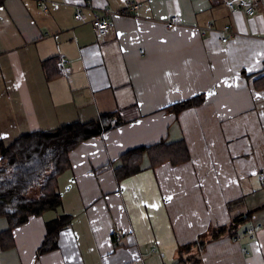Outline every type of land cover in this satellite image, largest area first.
I'll return each instance as SVG.
<instances>
[{"label":"crops","instance_id":"1","mask_svg":"<svg viewBox=\"0 0 264 264\" xmlns=\"http://www.w3.org/2000/svg\"><path fill=\"white\" fill-rule=\"evenodd\" d=\"M0 1V139L110 111L123 120L69 152L58 177L62 205L14 228L15 245L0 244V264H175L179 246L250 210L240 232L253 237L210 238L202 264H264V0L250 17L231 13L226 0H137L136 14L115 15L103 38L92 10L75 18L88 0H47V12L38 0ZM172 13L181 23L168 28ZM210 23L231 24L234 33L226 42L216 30L202 35ZM61 56L65 71L44 62ZM200 94L197 106L168 109ZM162 139H184L190 158L145 162L117 180L110 162ZM60 213L73 218L59 247L37 257L46 221ZM8 224L0 216V232Z\"/></svg>","mask_w":264,"mask_h":264},{"label":"trees","instance_id":"2","mask_svg":"<svg viewBox=\"0 0 264 264\" xmlns=\"http://www.w3.org/2000/svg\"><path fill=\"white\" fill-rule=\"evenodd\" d=\"M44 62L50 70H58L56 58ZM48 75L52 74L48 72ZM261 78L254 80L255 86ZM204 98L202 94L193 96L172 104L168 109L179 113L185 108L203 103ZM122 122L116 111H110L89 121L60 125L52 131L24 133L9 144L0 139V216L6 217L9 223L6 230L0 232L3 249L15 245L12 234L14 228L27 223L32 215L39 216L62 205V196L57 188L58 177L71 165L69 152L83 140L106 134ZM189 158L188 145L184 139H162L154 144L128 149L117 158L116 163H110L114 164L116 178L120 181L140 172L145 162L156 167L166 161L177 164ZM238 201L240 199L229 202V206ZM252 213L253 210H250L247 214L234 215L228 224L211 226L208 237L205 233L198 240L179 246V258L175 264H202L203 252L210 238L216 239L223 235L234 237L250 220ZM72 218L69 213H60L46 221V233L36 250L37 257L59 247L60 233ZM194 249L197 252L187 254Z\"/></svg>","mask_w":264,"mask_h":264},{"label":"built area","instance_id":"3","mask_svg":"<svg viewBox=\"0 0 264 264\" xmlns=\"http://www.w3.org/2000/svg\"><path fill=\"white\" fill-rule=\"evenodd\" d=\"M47 0H38L39 7L45 12L48 11L46 5ZM124 3V7L120 9H112L110 7H103L96 9L91 2L88 0L81 5L76 6L75 18L79 21H85L84 9H90L93 11V17L91 19L92 25L97 29L98 36L103 38L108 33L109 29L112 27L113 18L118 14L134 15L136 11L142 6V1L137 0H121ZM225 5L230 10L231 13H243L247 17L253 16L258 11V4L255 0H226ZM168 28H174L181 23L180 16L178 13H172L165 21ZM200 30L202 35L207 34L209 31L216 30L222 35V40L226 42L234 33L231 24H226L220 28L214 27L213 24L206 26H201ZM67 64V58L61 56L57 60V67L61 71H65ZM259 179L264 182V172H259ZM255 232H240L234 236L236 240H241L243 236H249L252 238ZM115 240L120 239V234L115 233ZM248 252V251H247Z\"/></svg>","mask_w":264,"mask_h":264},{"label":"rangeland","instance_id":"4","mask_svg":"<svg viewBox=\"0 0 264 264\" xmlns=\"http://www.w3.org/2000/svg\"><path fill=\"white\" fill-rule=\"evenodd\" d=\"M58 188V187H57ZM58 190H59V188H58ZM59 192L61 193V191L59 190ZM61 196H62V194H61Z\"/></svg>","mask_w":264,"mask_h":264}]
</instances>
